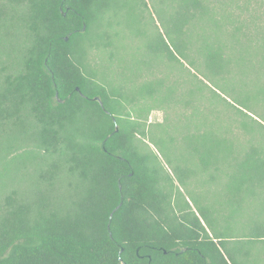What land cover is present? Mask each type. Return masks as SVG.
<instances>
[{
	"label": "trees",
	"instance_id": "trees-1",
	"mask_svg": "<svg viewBox=\"0 0 264 264\" xmlns=\"http://www.w3.org/2000/svg\"><path fill=\"white\" fill-rule=\"evenodd\" d=\"M111 1L0 0V264H264L262 223L248 240L216 226L207 202L139 153L144 133L123 117L124 93L88 69L92 45L80 43ZM161 3L163 33L150 50L207 82L189 85L190 104L207 93L210 106L185 137V162L200 165L188 174L212 191L220 181L232 211L250 204L264 214V145L229 138L233 125L264 136V0ZM254 22L263 31H251ZM181 171L172 167L184 188Z\"/></svg>",
	"mask_w": 264,
	"mask_h": 264
},
{
	"label": "rangeland",
	"instance_id": "rangeland-1",
	"mask_svg": "<svg viewBox=\"0 0 264 264\" xmlns=\"http://www.w3.org/2000/svg\"><path fill=\"white\" fill-rule=\"evenodd\" d=\"M162 4L161 0H112L107 12L103 16H98L93 22L90 36L80 43L82 50L89 44L92 45L87 51L85 63L89 70L96 73L99 83H107L112 89L117 88L124 93L122 103L125 110L122 115L134 121L144 133L143 136L137 134L135 138L136 145L141 148L139 153L145 152L161 173L172 177L175 189H180L184 195L188 190L196 195L199 202H207L214 212L210 214L214 221L212 222L218 227L225 225L230 228L229 232L234 234L230 236L231 239L248 240L250 228L254 227L253 223H262L264 229V214L257 213L258 207L243 204L239 207L241 210L239 213L237 205L228 204L235 208L232 211L229 207H225L227 204L223 200H220V181H215V191H212L213 189L208 188L210 186L205 185L201 175L191 177L188 174L189 169L200 173V165L196 157H193L189 163L185 162L189 156L186 146L189 147L191 144V140L186 142L185 137L194 134L196 119L200 121L201 111H205L206 107L210 106L207 93L202 95L206 103L200 98L198 103L195 100L190 104L189 85L198 83V80L201 84L207 82L200 74H196L197 80L193 79L184 69L176 73L174 68H170L174 65L169 64L164 56L154 55L150 50L149 46L156 31L159 34L163 33V26L155 16L157 15L155 11H167ZM167 5H169L168 1ZM262 11L263 9L259 12ZM249 26L251 31H263L255 22ZM98 32L104 34L105 39L102 41L97 39ZM184 66L190 69L185 63ZM159 83H162V86L156 92L146 91L152 90L154 85L156 87ZM143 85L147 86L143 87ZM167 89L172 96L166 92ZM210 103L214 113L224 112L222 108L212 106L211 101ZM193 114L195 118L192 117ZM203 116L205 117V114ZM221 120L222 125L231 124L225 119L224 113L221 115ZM236 127L232 126L233 134L229 138L239 148L246 149L249 142L252 145L258 143L264 145V136L238 133ZM201 131L202 129L199 128L198 132ZM196 147L199 150V144ZM172 167L183 170L179 172L183 178L188 174L186 187L182 188L178 185L173 177ZM203 175H206L203 176L205 179L208 178V172ZM189 204L191 205L190 202ZM202 225L204 226V222ZM243 227H246V236L240 235V229ZM255 248V252L264 250L260 244L255 245ZM262 253L264 254V251Z\"/></svg>",
	"mask_w": 264,
	"mask_h": 264
},
{
	"label": "water",
	"instance_id": "water-1",
	"mask_svg": "<svg viewBox=\"0 0 264 264\" xmlns=\"http://www.w3.org/2000/svg\"><path fill=\"white\" fill-rule=\"evenodd\" d=\"M65 40L67 41L68 40V37L65 38ZM76 90L78 91V89L76 88ZM94 102H97L100 106H102V103H101V100L98 98V97H94L92 99ZM105 113H108L105 111ZM113 123H115V120L113 119ZM117 131V127L115 126V132ZM111 217V216H110ZM122 251V249H120V252ZM138 252V250H137ZM121 264H123V262H121Z\"/></svg>",
	"mask_w": 264,
	"mask_h": 264
}]
</instances>
